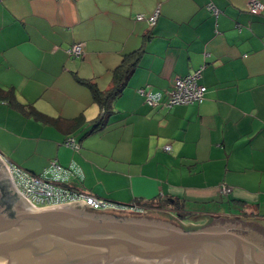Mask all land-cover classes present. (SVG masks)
Segmentation results:
<instances>
[{
	"label": "crops",
	"instance_id": "0c3cea01",
	"mask_svg": "<svg viewBox=\"0 0 264 264\" xmlns=\"http://www.w3.org/2000/svg\"><path fill=\"white\" fill-rule=\"evenodd\" d=\"M249 1L0 0V155L34 174L53 159L76 163L83 178L69 184L185 227L216 216L264 226V10L250 13ZM156 10L153 25L135 17ZM74 42L80 57L65 51ZM135 50L111 113L93 127L91 86L108 89ZM200 66V103L149 106L138 92L164 91ZM68 135L77 149L62 143ZM167 198L185 209L161 207Z\"/></svg>",
	"mask_w": 264,
	"mask_h": 264
},
{
	"label": "water",
	"instance_id": "95a60500",
	"mask_svg": "<svg viewBox=\"0 0 264 264\" xmlns=\"http://www.w3.org/2000/svg\"><path fill=\"white\" fill-rule=\"evenodd\" d=\"M14 196L0 164V264H264V226L255 219L216 216L185 228L86 204L33 209Z\"/></svg>",
	"mask_w": 264,
	"mask_h": 264
},
{
	"label": "built area",
	"instance_id": "2783aa9c",
	"mask_svg": "<svg viewBox=\"0 0 264 264\" xmlns=\"http://www.w3.org/2000/svg\"><path fill=\"white\" fill-rule=\"evenodd\" d=\"M207 7L212 13L217 14L219 10L208 3ZM248 11L256 14L264 10V3L260 0H250ZM156 10L150 15L136 14V19H145L153 25L157 17ZM66 53L72 57H80L84 53L83 43L74 42L65 48ZM201 66L193 71L174 77L170 87L164 91H153L145 87L138 88L143 96L144 102L149 106H166L178 104L200 103L205 96V85L198 82ZM62 143L71 148L79 147L78 141L73 136H66ZM169 148V145H165ZM0 161L7 171L15 189L33 209L60 205H81L97 209L99 211L111 210L114 212H144V206L137 202L120 203L102 196L90 193L69 184V179L82 180L83 173L76 163H70L66 167L59 165L56 160L49 161L48 165L39 174L31 173L24 168L9 161L0 155ZM229 191L228 187L223 188Z\"/></svg>",
	"mask_w": 264,
	"mask_h": 264
},
{
	"label": "trees",
	"instance_id": "16d2710c",
	"mask_svg": "<svg viewBox=\"0 0 264 264\" xmlns=\"http://www.w3.org/2000/svg\"><path fill=\"white\" fill-rule=\"evenodd\" d=\"M140 50H135L134 52L125 55L122 62L113 70L112 74V84L108 89L100 90L94 86L92 87V96L94 101L98 104L100 108V113L94 119V125L93 127H98L106 121L107 116L111 113V99L121 91L122 87L125 84L126 77L129 74V72L133 69L134 64L137 61V58L139 56ZM128 56H132L134 58L133 61H128ZM87 82V81H86ZM90 82V81H88ZM87 82V83H88ZM91 85V84H89ZM6 96L7 95H13L12 91H4L3 92ZM161 207L165 206L168 208H171L176 211H182L185 209V204L183 200H180L178 198H167L166 200H163L159 203Z\"/></svg>",
	"mask_w": 264,
	"mask_h": 264
},
{
	"label": "flooded vegetation",
	"instance_id": "af4514ba",
	"mask_svg": "<svg viewBox=\"0 0 264 264\" xmlns=\"http://www.w3.org/2000/svg\"><path fill=\"white\" fill-rule=\"evenodd\" d=\"M7 202L10 204V201H8L7 200ZM11 205V204H10ZM108 212H110V211H108ZM113 213H116V212H113ZM159 220V219H158ZM171 223H173V222H171ZM174 224H178V225H182L181 223H179V222H175ZM183 227H185L184 225H182ZM203 226H207L206 224L205 225H203ZM203 226H201V227H203ZM208 226H211V225H208ZM212 227H217V226H212ZM185 228H197V227H185Z\"/></svg>",
	"mask_w": 264,
	"mask_h": 264
},
{
	"label": "rangeland",
	"instance_id": "374dc122",
	"mask_svg": "<svg viewBox=\"0 0 264 264\" xmlns=\"http://www.w3.org/2000/svg\"><path fill=\"white\" fill-rule=\"evenodd\" d=\"M13 194V196H14V193H12ZM15 197V196H14ZM15 199H16V197H15ZM150 214H154V212H151ZM156 215H160V214H156Z\"/></svg>",
	"mask_w": 264,
	"mask_h": 264
}]
</instances>
